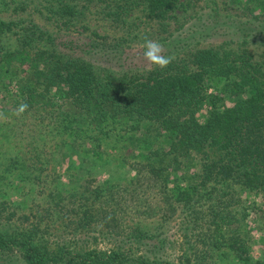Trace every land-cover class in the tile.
Here are the masks:
<instances>
[{"label": "trees", "instance_id": "1", "mask_svg": "<svg viewBox=\"0 0 264 264\" xmlns=\"http://www.w3.org/2000/svg\"><path fill=\"white\" fill-rule=\"evenodd\" d=\"M195 3L0 0V84L18 86L0 176L34 195L26 209L0 199V264H264L263 254L251 256L248 222L264 219V202L251 200L264 198V52L188 48L166 68L138 73L91 58L120 46L90 31L93 15L132 33L144 15L176 25ZM72 28L88 34L84 53L60 41ZM110 140L126 142L114 146L102 179L108 164L94 171L90 157H103ZM62 148L87 155L69 173L68 204L56 166L57 151L69 155Z\"/></svg>", "mask_w": 264, "mask_h": 264}, {"label": "rangeland", "instance_id": "2", "mask_svg": "<svg viewBox=\"0 0 264 264\" xmlns=\"http://www.w3.org/2000/svg\"><path fill=\"white\" fill-rule=\"evenodd\" d=\"M192 1L196 3L191 4L192 7L190 9L181 13L179 16L180 21L176 25L173 19L161 22L158 18L148 19L144 15L143 21L140 25L134 26L132 33L125 32L121 27L93 15L89 19L90 31L96 28L101 33L108 35V42H120V46H118L119 51L109 50L107 51L108 53L103 51L94 52L91 57L92 60L96 64L105 65L120 72H124L122 70L129 73L149 71L155 65L150 64L144 57V48L142 47L144 37L159 41L163 46V55L171 57H179L188 52L189 49L196 47L221 44L232 49L246 46L251 50L257 51L258 54L264 52V0H215L207 3L200 0ZM244 25L253 26V30L246 36L241 35L238 30V27L242 28ZM54 29L57 30V28ZM81 29L72 28L67 33L61 32L60 41L66 43L67 47L75 52L84 53L89 38L88 34H86L87 32H82ZM16 85L15 82L9 83L7 86L0 84V158L4 157L5 154L9 155L13 150L14 140L12 141L9 136H6V121L9 122L11 120L10 107H12L13 102L9 98H16L18 90ZM53 94L60 106L65 103L58 90L53 91ZM206 113L207 107L205 106L202 108L199 117L202 118ZM39 119L40 117L37 116L33 122L36 124L40 123ZM42 121L47 122L43 117L41 118ZM77 139L79 141L81 138ZM108 142L107 152L103 157H98L99 160L93 156L90 157L91 168L94 171H97L98 168L100 169L99 166L101 164H108L105 167L104 174L101 175L102 179L107 178V173L113 169L114 161L112 158L111 160L108 159L110 153H114V146H121L126 140L120 142L110 140ZM126 149L127 147L124 150ZM61 151L69 154L65 156L59 150L56 155V166L58 172L63 176L60 189L63 193L64 202L68 204L75 198V184L69 182V173L76 170L81 163L82 157H85L86 154H83L82 151H68L65 148H62ZM134 160H136V155L130 154L127 163L131 162L132 164ZM128 167L127 171L119 173L124 179H131L134 176L132 167L130 166L131 169ZM3 175L4 171L2 170L0 176V199H5L12 205L14 203L17 205L12 207H24L23 209L31 207L33 193L27 192V188H24L16 178L13 183H10L11 178H13L11 174L5 175V178H3ZM254 198L257 203L264 202V198L254 196L251 200ZM256 217L255 214H251L248 218L250 229L252 230L250 251L253 259H257L262 254L264 255V219ZM175 230V228L172 229V232ZM234 264L244 263L241 260H237Z\"/></svg>", "mask_w": 264, "mask_h": 264}, {"label": "clouds", "instance_id": "3", "mask_svg": "<svg viewBox=\"0 0 264 264\" xmlns=\"http://www.w3.org/2000/svg\"><path fill=\"white\" fill-rule=\"evenodd\" d=\"M142 47L144 48L143 54L146 60L161 69L166 68L174 59V57L163 55V46L157 40L144 37ZM27 107V104H21L17 115L22 114Z\"/></svg>", "mask_w": 264, "mask_h": 264}]
</instances>
